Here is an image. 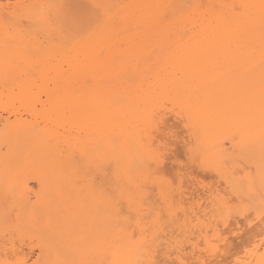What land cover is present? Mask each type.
Here are the masks:
<instances>
[{
    "label": "snow or ice",
    "instance_id": "6c2138e0",
    "mask_svg": "<svg viewBox=\"0 0 264 264\" xmlns=\"http://www.w3.org/2000/svg\"><path fill=\"white\" fill-rule=\"evenodd\" d=\"M0 72V264H264V0H0Z\"/></svg>",
    "mask_w": 264,
    "mask_h": 264
},
{
    "label": "bare ground",
    "instance_id": "6f19581e",
    "mask_svg": "<svg viewBox=\"0 0 264 264\" xmlns=\"http://www.w3.org/2000/svg\"><path fill=\"white\" fill-rule=\"evenodd\" d=\"M3 2H8V0H4ZM15 2V0H13ZM116 2H119V0H116ZM123 2H132V3H152V2H169V3H185V2H202V3H216V4H222V3H241V2H251V3H257L258 0H123ZM2 72H0V75ZM4 84H3V78L0 79V233L4 232V211H5V201L3 198V186H4V180H5V163H6V153H7V159L11 161H15L17 158V149L19 141L23 137V133L20 134V136H17L15 131H11L8 137V141L12 145L11 151L6 146L5 142V129L4 124L6 118H9L11 120H15L16 116L13 113H5L4 112ZM3 100V101H2ZM209 177L212 178V174L208 173L206 174ZM208 177V179H209ZM29 188L33 187H39L37 181L32 180L28 183ZM202 191V190H201ZM199 192L196 193L197 196H199ZM32 198L35 199V191L32 192ZM259 231V229H257ZM171 233L169 231V235L165 237V239H170ZM197 254H199V250H197ZM243 255V253H240ZM175 258V253L172 254L171 257H166L163 252H160L158 259L165 260V259H173ZM219 259V257H217ZM232 259H235L233 257Z\"/></svg>",
    "mask_w": 264,
    "mask_h": 264
},
{
    "label": "rangeland",
    "instance_id": "374dc122",
    "mask_svg": "<svg viewBox=\"0 0 264 264\" xmlns=\"http://www.w3.org/2000/svg\"><path fill=\"white\" fill-rule=\"evenodd\" d=\"M4 1V0H3ZM3 78V74L0 75V79ZM4 99V98H3ZM3 101V100H2ZM4 102V101H3ZM207 177H209L207 175ZM212 178L209 177V181L211 180ZM11 247H12V244H11V239H9V242H8V248H9V255L11 254ZM4 248H5V239H4V232L0 233V260H3L5 259V253H4Z\"/></svg>",
    "mask_w": 264,
    "mask_h": 264
}]
</instances>
